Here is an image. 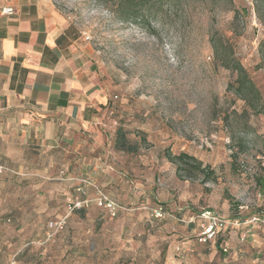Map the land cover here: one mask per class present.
Returning a JSON list of instances; mask_svg holds the SVG:
<instances>
[{"label": "rangeland", "instance_id": "rangeland-1", "mask_svg": "<svg viewBox=\"0 0 264 264\" xmlns=\"http://www.w3.org/2000/svg\"><path fill=\"white\" fill-rule=\"evenodd\" d=\"M53 2L85 36L109 109L73 122L69 148L16 145L20 171L0 173V264H264V114L210 43L227 36L264 96L255 0H175L151 29L100 0ZM120 127L135 152L115 144ZM181 152L202 170L171 160Z\"/></svg>", "mask_w": 264, "mask_h": 264}, {"label": "crops", "instance_id": "crops-1", "mask_svg": "<svg viewBox=\"0 0 264 264\" xmlns=\"http://www.w3.org/2000/svg\"><path fill=\"white\" fill-rule=\"evenodd\" d=\"M89 52L53 0H0V173L20 171L17 144L69 148L73 122L92 127L109 109Z\"/></svg>", "mask_w": 264, "mask_h": 264}, {"label": "trees", "instance_id": "trees-1", "mask_svg": "<svg viewBox=\"0 0 264 264\" xmlns=\"http://www.w3.org/2000/svg\"><path fill=\"white\" fill-rule=\"evenodd\" d=\"M108 8L112 14L122 21H130L134 23L146 24L150 29L152 27V20L159 16L166 8L172 4L175 0H100ZM214 1H230V0H214ZM264 0H255V11L258 20L264 23L263 17ZM235 17L239 13L238 10H234ZM210 43L213 48L214 61L232 71L235 75L233 83L230 84V88L234 93L245 102L246 107L251 108L254 113L264 114V96L260 92L256 83L252 79L247 68L241 63V61L234 57L229 39L225 35L218 36L217 34L210 37ZM231 51V52H230ZM145 139V134H143ZM115 144H119L123 150L128 152H135L138 149V144L130 141L123 128L116 130ZM171 160L174 162H190L191 167L202 170V161L196 159L194 156L181 152L178 155L171 156ZM214 171H209V174H213ZM264 186V182L261 184ZM264 189V188H263ZM163 208V207H162ZM221 226L219 230H221ZM220 231L215 232L219 234ZM219 237V236H217ZM206 238V237H205ZM207 239V238H206ZM220 246V239H218L217 248ZM222 250V249H221Z\"/></svg>", "mask_w": 264, "mask_h": 264}, {"label": "built area", "instance_id": "built-area-1", "mask_svg": "<svg viewBox=\"0 0 264 264\" xmlns=\"http://www.w3.org/2000/svg\"><path fill=\"white\" fill-rule=\"evenodd\" d=\"M4 11L6 13H12L13 12V9L12 8H5ZM88 38V37H87ZM105 204L107 207H109L112 211H115V206L113 205V203L109 202L107 203L106 201V198H101L100 199V204ZM81 203H78V206H80ZM158 214H161V212L158 211ZM65 221L62 222V224L64 223ZM222 225V224H221ZM215 234V229H213V225H210V227L208 228L207 232L205 233V237L207 238L208 237H213V235ZM12 264H15V262H12Z\"/></svg>", "mask_w": 264, "mask_h": 264}]
</instances>
